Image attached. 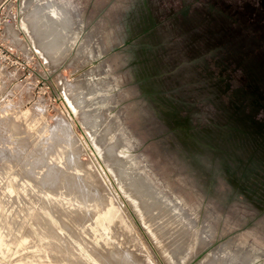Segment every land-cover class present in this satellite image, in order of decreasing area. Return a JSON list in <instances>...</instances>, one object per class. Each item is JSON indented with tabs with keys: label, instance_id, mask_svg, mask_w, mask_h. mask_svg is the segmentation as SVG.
I'll list each match as a JSON object with an SVG mask.
<instances>
[{
	"label": "rangeland",
	"instance_id": "374dc122",
	"mask_svg": "<svg viewBox=\"0 0 264 264\" xmlns=\"http://www.w3.org/2000/svg\"><path fill=\"white\" fill-rule=\"evenodd\" d=\"M24 1L0 0V264H197L231 237L264 248V0H149L138 23L133 0H69V25ZM92 30L104 49L88 61ZM73 159L92 201L65 177ZM149 177L197 207L184 205L194 228L142 218L128 187Z\"/></svg>",
	"mask_w": 264,
	"mask_h": 264
},
{
	"label": "bare ground",
	"instance_id": "6f19581e",
	"mask_svg": "<svg viewBox=\"0 0 264 264\" xmlns=\"http://www.w3.org/2000/svg\"><path fill=\"white\" fill-rule=\"evenodd\" d=\"M31 1V0H30ZM34 1V0H33ZM23 3V8H21V9H23L24 11H26V9H28V7H29V4L27 3V0L26 1H24V2H22ZM21 3V4H22ZM36 3V2H35ZM57 3V4H56ZM59 2H56V1H54V0H41V4H43V9L46 11V12H48L49 13V16L50 17H52L51 18V20L53 19L54 21L56 20L57 22H65V24L67 23V25H69L70 23L72 24V22H74V20H77L78 19V17H77V13L75 12V8L73 9L72 7H71V2L69 1V0H66V1H64L63 3H62V5H59L58 4ZM40 4V5H41ZM22 10V11H23ZM72 12H74V13H72ZM44 13V12H43ZM48 17V16H47ZM54 21H52V23L54 22ZM50 22V21H49ZM78 22V21H77ZM56 23V22H55ZM87 32H88V30L87 31H85V32H83V31H81L80 32V34H79V36H78V39H77V45L81 42V40L83 39V37L87 34ZM37 45L38 46H40V43H37ZM92 51L89 53V55H87V57H89L90 59H88V61H90L92 58H95V57H100V56H102V55H100L99 56V50H98V46H97V44H94L93 46H92ZM87 59H86V61H87ZM102 59H104V57L103 58H101V59H99V60H102ZM96 60V59H95ZM99 60H97V61H99ZM96 61V62H97ZM96 62H93L92 61V63H96ZM102 69H104V70H102ZM102 71H106V67L104 68V66H98L97 68H95V69H93V70H90L88 73L89 74H91V75H89V77L91 78V79H95V80H99V79H102V78H100L98 75H96V73H99V72H102ZM85 74H87V73H85ZM93 74H94V76H93ZM101 74V73H100ZM83 75H84V73H83ZM88 76V75H87ZM86 76V77H87ZM85 77V78H86ZM85 78H83V79H85ZM87 80V79H86ZM83 124V123H82ZM88 130V129H87ZM90 130V129H89ZM60 156V155H59ZM143 157H144V154H143ZM58 161V160H57ZM62 162V161H61ZM74 162H76V161H74V159L72 160V166L74 165V173H76L75 175L76 176H74L73 174H71L70 173V171H69V174H71L73 177L71 178V175L69 176V175H67V176H65V177H68L69 179H71L70 180V182H71V184L73 183V187H70L71 186V184L70 185H66V186H69L70 188H72V189H74V187L76 188V187H78V189H79V187H80V185H81V187H80V190L82 191V193H83V196L85 197L86 196V198H85V200H88V199H91V201H92V199H95V198H97L98 197V195H97V193H96V195L97 196H94L93 198H92V196L93 195H95V194H93L92 193V190L90 191V189L87 187L88 185H86V183L85 182H82L81 180H82V178L80 177V176H83V174L81 175L80 174V172H79V170H78V168H76V166H75V164H77V162L74 164ZM58 165V164H57ZM70 166V165H69ZM81 166V165H80ZM147 167L150 169V171H151V167H150V162L149 163H147ZM48 169H50V168H48ZM71 169H73V168H71ZM70 170V169H69ZM55 171V170H54ZM45 172V171H44ZM55 172H57V171H55ZM62 177L61 178H63V175H64V172H65V174L67 173V171L65 170L64 172H63V169H62ZM60 172V173H61ZM84 172V171H83ZM47 173H51L50 172V170L48 171L47 170ZM146 173V172H145ZM45 174V173H44ZM57 174H59L58 172L56 173V174H54L55 175V177H56V175ZM68 174V173H67ZM89 174V173H88ZM46 175V174H45ZM48 175V174H47ZM51 175V174H50ZM53 175V176H54ZM80 175V176H79ZM49 176V175H48ZM47 176V177H48ZM52 176V177H53ZM89 176V175H88ZM36 177V176H35ZM43 177V176H42ZM143 177H145V176H143ZM49 178V177H48ZM51 178V177H50ZM58 178V177H57ZM56 178V181H59L61 178H58L57 179ZM83 178H84V176H83ZM41 179V178H40ZM46 179V178H45ZM55 179V178H54ZM64 179V178H63ZM66 179V178H65ZM69 179H67L68 181H69ZM81 179V180H80ZM85 179V178H84ZM83 179V180H84ZM149 180H148V186L146 185V183L144 184H142V183H134V184H132V186H129L128 188H129V190H131V194H130V196L134 199V201H135V203H137L136 204V207H137V209H138V211H139V213L141 214V216H142V218L144 219V220H146V221H148V222H151V224H152V226H154V225H157V227H158V225L159 226H162L161 224H163V221L165 220V218H168L169 219V222L171 223V225H170V227H171V229H175V234H184V233H186V232H188L194 225H196L195 223H196V221H195V219L193 218V217H195L192 213H190L188 210H187V208L184 206V205H186L187 207H189L188 209H192L193 211H195L194 213H196V209H197V207L196 206H192V205H189L188 203H186L185 201H184V199L177 193V192H175V191H173V190H171V191H173V192H171L170 191V188H169V192H171L172 193V195H165V190H160V189H158V188H156L155 187V185H152V184H150V177L148 178ZM48 180H51V179H48ZM26 181V180H25ZM43 181V180H42ZM47 181V180H46ZM52 181V180H51ZM50 181V182H51ZM54 181V180H53ZM64 181V180H63ZM152 181V180H151ZM19 182V181H18ZM33 182V181H32ZM39 182H40V180H39ZM49 182V181H48ZM47 182V184H49ZM60 182V181H59ZM79 182H81V183H79ZM46 183V182H45ZM52 183H57V182H52ZM62 182H60V184H61ZM40 184V183H39ZM63 184V183H62ZM62 184L60 185V187H62ZM65 184H69V183H66L65 182ZM64 184V185H65ZM88 184V183H87ZM40 185H42V184H40ZM146 185V186H145ZM44 186V185H43ZM65 186V187H66ZM48 187V186H47ZM46 187V188H47ZM143 187H146V189H147V191H146V193H142L141 192V189L143 188ZM4 189V188H3ZM54 189H55V187H54ZM53 189V190H54ZM66 189V188H65ZM71 189V190H72ZM168 189V188H167ZM30 190V189H29ZM39 190V189H38ZM74 190H77V189H74ZM80 190H79V192H80ZM7 191V190H6ZM40 191V190H39ZM42 191V190H41ZM45 191H46V189H45ZM57 191H58V189H57ZM73 191V190H72ZM42 192H44V191H42ZM67 192H69V189H68V191ZM71 192V191H70ZM85 192V193H84ZM97 192V191H96ZM48 193V192H47ZM72 193V192H71ZM75 193H76V191H75ZM82 193H81V195H82ZM171 193H168V190H167V193L166 194H171ZM180 194H181V192H179ZM56 194V193H55ZM54 194V195H55ZM59 194V193H58ZM62 194H63V192H62ZM67 194V193H66ZM37 195V194H36ZM42 195V194H41ZM4 196V195H3ZM46 196H47V194H46ZM49 196V195H48ZM59 196V195H58ZM63 196V195H62ZM61 196V197H62ZM67 196H69V195H67ZM43 197H45V196H43ZM64 197H66V196H64ZM1 198V197H0ZM34 198V197H33ZM68 198V197H67ZM67 198H65V199H67ZM71 198H72V196H71ZM77 198V197H76ZM81 198H83V197H81ZM41 199V198H40ZM75 199V198H74ZM99 199V198H98ZM98 199H96L97 201V205L98 204H101V201L100 200H98ZM45 200V199H44ZM76 200V199H75ZM81 200V199H80ZM188 200V199H187ZM34 201V200H33ZM57 201H59V200H57ZM60 201H63L62 200V198H61V200ZM66 201V200H65ZM70 201V200H69ZM77 201V200H76ZM91 201H90V203H91ZM98 201L100 202V203H98ZM103 201V200H102ZM64 202V201H63ZM78 202V201H77ZM105 202V201H104ZM103 202V203H104ZM182 202L184 203V204H182ZM65 203V202H64ZM66 203H67V201H66ZM69 203H72V202H69ZM84 203V202H83ZM90 203H89V205H90ZM80 205H81V202L79 203ZM12 205V204H11ZM75 205V204H74ZM77 205V204H76ZM58 206V205H57ZM88 206V205H87ZM91 206V205H90ZM81 207V206H80ZM89 207V206H88ZM38 208V207H37ZM50 209V208H49ZM89 209V208H88ZM92 209V208H91ZM192 211V212H193ZM214 210L212 209H210V208H207L206 209V211H205V213H204V221H211L214 217H217V215H216V213H214L213 212ZM21 213V212H20ZM18 214V213H17ZM54 214V213H53ZM216 215V216H215ZM55 216V215H54ZM158 217V218H157ZM156 219V220H155ZM203 219V218H202ZM155 220V221H154ZM103 221V220H102ZM160 222H161V224H160ZM35 223V222H34ZM39 224V223H38ZM45 224H46V222H45ZM214 224V223H213ZM36 225V224H35ZM49 225V224H48ZM206 225H208L207 223H202V226H200V232H198L199 233V240H203V236H205V234L206 233H208V228L206 227ZM38 226V225H37ZM209 226H210V224H209ZM67 227V226H66ZM155 227V226H154ZM158 228H160V227H158ZM194 228V227H193ZM212 229V228H211ZM214 229V228H213ZM39 231V230H38ZM31 233V232H30ZM41 233V232H40ZM43 233H44V231H43ZM46 234V233H45ZM220 234V233H219ZM31 235V234H30ZM211 235V234H210ZM1 237V236H0ZM214 236H212L209 240H212V238H213ZM218 237V236H217ZM33 238H35L34 236H33ZM231 238H233V239H235L236 240V242L234 241V240H231L230 238H228V239H225V240H223V241H221V242H218V241H216V243H214L211 247H210V249L206 252V253H204L201 257H200V259H199V261H198V263L197 264H257V262L259 261V259L261 258V257H264V248L263 247H259V246H257L256 244H254L253 243V241H242L241 239H239V238H235V237H231ZM7 240V239H6ZM77 240V239H76ZM204 240H206V236H205V238H204ZM220 240V239H219ZM1 241H2V239H1ZM4 241V240H3ZM6 242V241H5ZM203 242V241H202ZM205 242V241H204ZM203 242V243H204ZM207 242V241H206ZM218 243V244H217ZM1 244V243H0ZM217 244V245H216ZM215 245V246H214ZM251 245V246H250ZM209 246V245H208ZM79 250V249H78ZM97 250V249H96ZM110 253H111V251H109ZM109 253V254H110ZM119 254V253H118ZM110 255H112V253L110 254ZM115 255H117V253L116 254H114V255H112L111 257H112V260H114L113 258H115V260L116 261H119V262H121V261H125V257L121 260L120 258H119V256L117 255V256H115ZM124 255V254H123ZM128 254H125V256H127ZM109 257V256H108ZM110 257V258H111ZM104 259V258H103ZM129 259V258H128ZM131 259V261H129V262H131V264H138V263H136V262H134L133 260H132V258H130ZM129 259V260H130ZM105 260V259H104ZM107 260V259H106ZM87 261V260H86ZM127 261V260H126ZM109 262V261H108ZM107 262V263H108ZM118 262V263H119ZM88 263V262H87ZM91 263V262H90ZM94 263V262H93ZM126 263V262H125ZM117 264V263H116ZM121 264V263H120ZM127 264V263H126Z\"/></svg>",
	"mask_w": 264,
	"mask_h": 264
},
{
	"label": "flooded vegetation",
	"instance_id": "af4514ba",
	"mask_svg": "<svg viewBox=\"0 0 264 264\" xmlns=\"http://www.w3.org/2000/svg\"><path fill=\"white\" fill-rule=\"evenodd\" d=\"M139 6V2H136V0H134L130 5H129V7H128V9H127V12H126V14L127 15H131V17H132V19H133V21H135V23H138L139 22V16H141V19H143L144 17H145V15L143 14H141L140 15V13H139V8L140 7H138ZM128 26V25H127ZM92 28H93V26H92ZM91 28V29H92ZM128 30H129V27H128ZM89 33H91L92 35H93V40H94V42L97 44V46H98V50H99V56L100 55H102L101 53H102V51H103V44H102V42L97 38V37H95L96 35H97V33L96 32H94L93 30L92 31H89ZM104 65H105V67H106V71L108 70V65L107 64H105L104 63ZM112 79V78H111Z\"/></svg>",
	"mask_w": 264,
	"mask_h": 264
},
{
	"label": "crops",
	"instance_id": "0c3cea01",
	"mask_svg": "<svg viewBox=\"0 0 264 264\" xmlns=\"http://www.w3.org/2000/svg\"><path fill=\"white\" fill-rule=\"evenodd\" d=\"M134 1V0H133ZM132 1V2H133ZM136 2H139V5H140V3H141V5L142 6H144L145 4H150L149 3V0H136ZM73 4V3H72ZM74 5V4H73ZM77 8V7H76ZM141 9H142V7H140ZM79 16H80V19H81V23H82V25L84 24V21H83V19L81 18V15L79 14Z\"/></svg>",
	"mask_w": 264,
	"mask_h": 264
}]
</instances>
